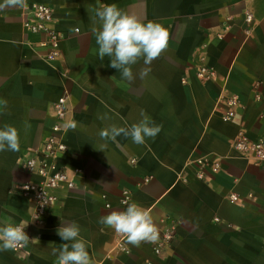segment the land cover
Here are the masks:
<instances>
[{"label": "crops", "instance_id": "0c3cea01", "mask_svg": "<svg viewBox=\"0 0 264 264\" xmlns=\"http://www.w3.org/2000/svg\"><path fill=\"white\" fill-rule=\"evenodd\" d=\"M35 3L52 9L56 46L26 25L34 23ZM104 4L168 29V49L143 81L129 83L108 57L99 59L90 17ZM201 65L213 69L211 79L197 76ZM65 93L67 120L78 126L66 130L59 164L74 187L55 190L46 226L29 227L36 241L0 251V264H57L52 249L64 242L57 229L72 222L95 264H264V166L232 148L240 134L264 138V0H27L22 10L0 13V100L7 101L0 127L13 125L20 135V151L0 152V225L33 213L18 187L37 176L22 162L50 133L53 104ZM229 108L234 116L224 120ZM141 110L162 125L155 139L137 145L121 135L106 142V153L97 150L102 128L131 126ZM104 114L110 119L98 118ZM203 158L219 169L207 167L198 179L195 162ZM123 190L151 211L158 229H174L160 254L151 242L125 240L119 249L114 230L98 223L127 207L118 201Z\"/></svg>", "mask_w": 264, "mask_h": 264}, {"label": "clouds", "instance_id": "9594fccd", "mask_svg": "<svg viewBox=\"0 0 264 264\" xmlns=\"http://www.w3.org/2000/svg\"><path fill=\"white\" fill-rule=\"evenodd\" d=\"M27 0H0V13L8 9H24ZM98 45V57L104 60L109 58V66L121 73L122 79L134 83L137 78L144 80L151 72V64L158 59L169 45V31L159 22H144L136 15L128 14L116 4H104L97 7L90 17ZM96 25H99L97 27ZM142 61L143 66L137 73L133 66ZM0 105L7 107L6 100H0ZM141 119L131 126H117L111 124L102 128L98 135L105 141L99 149L105 152L107 141L117 142V137L123 136L137 145L146 143V139H155L162 131V125L156 124L144 110L140 112ZM101 120L110 119L107 114L98 117ZM77 122L74 119L65 121V130H75ZM20 151L19 130L10 124L0 127V152ZM106 153V152H105ZM49 201L44 193L41 206ZM127 207L120 211H111L100 217L98 223L114 230L123 236L127 242L135 247L142 243L156 242L159 230L155 224L151 211L135 202L123 201ZM110 207V205H109ZM38 216L33 217V220ZM29 222L19 224L5 221L0 225V251L16 249L27 245L30 239L25 228ZM57 234L64 241L59 248H53L52 254L57 257V264H95L87 250V242L80 236V226L76 222L63 224L57 229Z\"/></svg>", "mask_w": 264, "mask_h": 264}, {"label": "built area", "instance_id": "2783aa9c", "mask_svg": "<svg viewBox=\"0 0 264 264\" xmlns=\"http://www.w3.org/2000/svg\"><path fill=\"white\" fill-rule=\"evenodd\" d=\"M32 16L34 17V23H27V27L33 33H43L47 35L48 40L52 46H56L60 35L53 30L51 24L53 22L52 9L43 3H35L32 7ZM246 19L251 20V15H247ZM52 58V55L50 56ZM197 76L202 80L211 79L214 76L212 68L205 65H201L197 71ZM229 105L234 103V99L229 100ZM54 113L56 120L51 125L50 133L45 136L40 146L26 154L22 162V166L28 174H35L37 176L36 181H27L18 187V192L25 198L31 199L34 203V209L31 217L27 222L28 226L25 228L27 235L29 234V227L35 226L36 228H44L46 226L45 217L51 203L56 198L54 192L59 187L65 186L69 189L74 187L73 181L68 177L67 171L59 164L60 159L68 151V147L65 141V132L63 125L67 121V116L70 112V101L69 95L65 93L60 96L53 104ZM234 116V111L229 108L223 115L224 120H230ZM232 148L248 157H251L253 161L260 166H264V138L250 139L249 137L240 134L237 136L232 144ZM197 167L195 176L198 179H204L205 170L207 167L211 168L212 171L219 169V164L213 162L208 158L198 159L195 162ZM180 178L183 181H187V176L181 174ZM44 193L49 201L48 204L41 206V202L44 200ZM235 195H230L229 199L236 200ZM119 204L122 207H126L123 201L130 203V193L128 190H123L119 198ZM109 203H105V207H109ZM38 216V219L33 217ZM17 222L15 224H19ZM159 230V238L153 244V252L160 254L165 245L171 244L175 237L173 228H163ZM117 241L116 247L119 249H125L123 241L125 238L116 233ZM24 246L12 249L14 252L22 250Z\"/></svg>", "mask_w": 264, "mask_h": 264}]
</instances>
